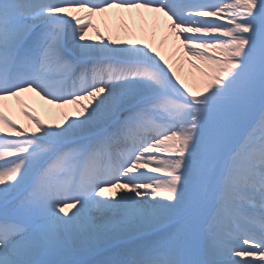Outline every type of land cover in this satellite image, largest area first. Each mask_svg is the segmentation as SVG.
Returning a JSON list of instances; mask_svg holds the SVG:
<instances>
[{"label":"snow or ice","instance_id":"6c2138e0","mask_svg":"<svg viewBox=\"0 0 264 264\" xmlns=\"http://www.w3.org/2000/svg\"><path fill=\"white\" fill-rule=\"evenodd\" d=\"M0 264H264V0H0Z\"/></svg>","mask_w":264,"mask_h":264},{"label":"bare ground","instance_id":"6f19581e","mask_svg":"<svg viewBox=\"0 0 264 264\" xmlns=\"http://www.w3.org/2000/svg\"><path fill=\"white\" fill-rule=\"evenodd\" d=\"M101 29L103 30V26H101Z\"/></svg>","mask_w":264,"mask_h":264}]
</instances>
